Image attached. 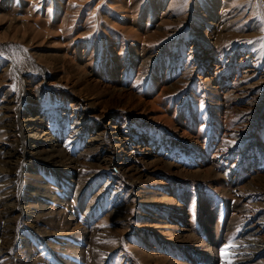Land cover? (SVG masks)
<instances>
[{
  "label": "rangeland",
  "instance_id": "1",
  "mask_svg": "<svg viewBox=\"0 0 264 264\" xmlns=\"http://www.w3.org/2000/svg\"><path fill=\"white\" fill-rule=\"evenodd\" d=\"M0 264H264V0H0Z\"/></svg>",
  "mask_w": 264,
  "mask_h": 264
},
{
  "label": "bare ground",
  "instance_id": "2",
  "mask_svg": "<svg viewBox=\"0 0 264 264\" xmlns=\"http://www.w3.org/2000/svg\"><path fill=\"white\" fill-rule=\"evenodd\" d=\"M256 246H258V245H256Z\"/></svg>",
  "mask_w": 264,
  "mask_h": 264
}]
</instances>
